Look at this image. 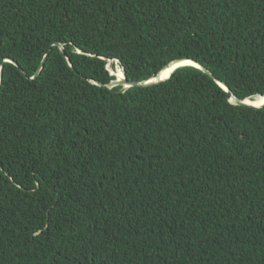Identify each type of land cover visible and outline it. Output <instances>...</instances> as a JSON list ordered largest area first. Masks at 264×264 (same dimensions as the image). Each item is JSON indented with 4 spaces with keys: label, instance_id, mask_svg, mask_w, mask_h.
<instances>
[{
    "label": "trees",
    "instance_id": "trees-1",
    "mask_svg": "<svg viewBox=\"0 0 264 264\" xmlns=\"http://www.w3.org/2000/svg\"><path fill=\"white\" fill-rule=\"evenodd\" d=\"M6 57L0 264H264V0H0Z\"/></svg>",
    "mask_w": 264,
    "mask_h": 264
},
{
    "label": "snow or ice",
    "instance_id": "snow-or-ice-1",
    "mask_svg": "<svg viewBox=\"0 0 264 264\" xmlns=\"http://www.w3.org/2000/svg\"><path fill=\"white\" fill-rule=\"evenodd\" d=\"M77 51L79 52V48L77 49ZM117 63H119V61H117ZM182 63L185 64V65H193L194 64V62L191 59H185V60L182 61ZM6 64H11L13 66H17L19 64V61L18 60H14L12 57H6V58H3L2 60H0V86H2L3 81H4V76L6 75V71H7V69L5 68ZM194 66L197 67V68L200 67L199 64H195ZM167 71H171V69H168ZM160 78L164 79L166 77L161 75ZM93 83H95V81H93ZM219 87L221 89H223L225 92H229L230 93L229 103H231L233 105L250 106V107H254V108L264 107V94H262L258 98V100H252V99L240 100L236 96L231 95L230 86L226 87L224 83H220Z\"/></svg>",
    "mask_w": 264,
    "mask_h": 264
},
{
    "label": "water",
    "instance_id": "water-1",
    "mask_svg": "<svg viewBox=\"0 0 264 264\" xmlns=\"http://www.w3.org/2000/svg\"><path fill=\"white\" fill-rule=\"evenodd\" d=\"M56 46H57V44H55ZM45 60V59H44ZM44 60L42 61V63H41V67L43 66V64H44ZM182 61L183 60H176V61H174V62H171L166 68H171V72H170V74L166 77V78H164V79H161L160 78V73L155 77V78H153V79H150V80H148V81H145V82H129V81H127L126 79H125V76H124V74H123V72H122V74H123V77L121 78V79H118V78H116V76L115 75H113V76H115V78H116V80L115 81H113V82H111V84H110V87H114V86H121V87H123L124 89H127V88H130V87H150V86H153V85H157V84H159V83H161V82H164V81H166L167 79H169L170 78V75L172 74V72L173 71H175L177 68H179V67H183V66H191V67H194V68H196V69H199V70H201L203 73H205L206 75H208L210 78H212L213 79V76L208 72V70L207 69H205L203 66H201L200 64V67L199 68H197V67H195L194 65L195 64H198V63H196V62H194V64L193 65H185V64H183L182 63ZM165 68V69H166ZM164 69V70H165ZM217 84L219 85L220 84V82H217ZM226 86V85H225ZM227 87V86H226ZM228 94H229V99H230V93L229 92H227ZM239 106V105H238ZM246 107H250V106H246ZM254 108V107H253Z\"/></svg>",
    "mask_w": 264,
    "mask_h": 264
},
{
    "label": "rangeland",
    "instance_id": "rangeland-1",
    "mask_svg": "<svg viewBox=\"0 0 264 264\" xmlns=\"http://www.w3.org/2000/svg\"><path fill=\"white\" fill-rule=\"evenodd\" d=\"M111 64H112V62H108L107 70L110 72L111 75H115L116 74L117 78H119L122 75L121 69H119V67L116 65V63H115V65L113 67H111Z\"/></svg>",
    "mask_w": 264,
    "mask_h": 264
},
{
    "label": "bare ground",
    "instance_id": "bare-ground-1",
    "mask_svg": "<svg viewBox=\"0 0 264 264\" xmlns=\"http://www.w3.org/2000/svg\"><path fill=\"white\" fill-rule=\"evenodd\" d=\"M168 69H171V68L169 67V68H166L165 70H163V72L160 74V77H161V75H163L164 77H167L170 74V72H171V71H167ZM115 76H116V74H115ZM122 77H123V75H121L118 79H121ZM116 78H117V76H116ZM258 98L259 97H256L253 100H258Z\"/></svg>",
    "mask_w": 264,
    "mask_h": 264
}]
</instances>
